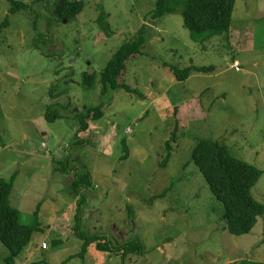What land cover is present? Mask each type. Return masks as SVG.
Returning a JSON list of instances; mask_svg holds the SVG:
<instances>
[{
	"label": "rangeland",
	"instance_id": "1",
	"mask_svg": "<svg viewBox=\"0 0 264 264\" xmlns=\"http://www.w3.org/2000/svg\"><path fill=\"white\" fill-rule=\"evenodd\" d=\"M17 1L34 12L9 15L0 0V23L10 21L0 35V179L14 175L9 203L37 230L16 264H263L264 215L249 234H229L191 153L214 140L259 169L251 192L264 206V0H235L229 38L198 43L181 8L152 20L156 0H83L70 21L53 14L55 0ZM100 11L110 33L96 22ZM143 25L145 44L120 79L133 92L101 96V72ZM36 36L48 41L35 48ZM191 66L212 70L175 79L172 69ZM84 73L95 75L93 88L83 86ZM101 104L103 117L77 138L74 114ZM48 108L59 117L47 120ZM84 171L92 186L81 231L113 247L139 240L141 254L92 243L78 255L83 242L71 229L80 197L71 183ZM7 256L0 243V264Z\"/></svg>",
	"mask_w": 264,
	"mask_h": 264
},
{
	"label": "trees",
	"instance_id": "2",
	"mask_svg": "<svg viewBox=\"0 0 264 264\" xmlns=\"http://www.w3.org/2000/svg\"><path fill=\"white\" fill-rule=\"evenodd\" d=\"M7 1L10 4L9 15L20 11L34 12L31 8L32 4L17 0ZM42 1L45 0H34L33 2L42 3ZM173 2L174 0H156L154 10L151 13L152 20L161 19L181 8L183 26L189 31L194 42H206L214 36L222 35L229 38L235 0H180L176 5ZM49 6H53V14L57 19L70 21L83 11L85 2L83 0H55ZM49 6H45V8ZM35 17L33 28L36 31L38 15ZM107 18L108 15L104 11H100L96 22L103 30L110 33ZM9 25V16L6 15L0 23V35ZM146 29V26L143 25L133 38L125 42L108 61L100 74L101 96H104L108 90L122 89L129 93L133 92L126 84L121 83L120 79L125 72L127 60L141 52L145 44ZM43 38L44 42H41L37 36L34 38L33 45L35 48H39L40 43L44 44L48 41L45 36ZM172 70L177 81H185L193 73H209L212 67L191 66ZM95 79L94 74L84 73L82 84L87 89H91L95 84ZM53 90L50 92L52 99L58 96L54 95ZM102 108L103 105L101 104L98 107L86 108L83 112L74 114L73 118L79 126L76 130L77 138L80 134L88 131L91 121H97L103 117ZM45 117L51 121L59 117V113L48 108ZM172 138H174L173 135ZM80 142L79 140L75 145H79ZM169 145L170 143L166 141V149L170 148ZM191 160L202 174L213 200L217 202V209L220 212L219 218L225 223L227 232L234 236L249 234L257 224L258 218L264 215V206L253 198L251 192L261 177V171L235 158L225 145L209 139H202L194 144ZM62 171L70 170L63 169ZM73 178L71 190L73 195L80 197V199L77 201L75 225L71 231L83 242L78 255L83 256L85 248L92 243H97V248L100 250L110 249L122 253L124 256L141 254L143 245L139 240L113 247L108 243L105 236L90 235L81 231V209L86 201L84 191L92 186V181L88 171L75 172ZM13 185L14 175L8 180L0 179V243L8 250L6 264H16L15 259L25 250L33 233L37 230L36 226L22 224L19 211L10 205L9 195ZM52 242L53 245L58 244L56 241Z\"/></svg>",
	"mask_w": 264,
	"mask_h": 264
},
{
	"label": "built area",
	"instance_id": "3",
	"mask_svg": "<svg viewBox=\"0 0 264 264\" xmlns=\"http://www.w3.org/2000/svg\"><path fill=\"white\" fill-rule=\"evenodd\" d=\"M232 68L238 69L239 65L237 63H234V65H232Z\"/></svg>",
	"mask_w": 264,
	"mask_h": 264
}]
</instances>
